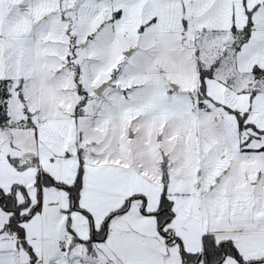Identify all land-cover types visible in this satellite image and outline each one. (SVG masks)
Returning <instances> with one entry per match:
<instances>
[{
    "label": "snow or ice",
    "instance_id": "6c2138e0",
    "mask_svg": "<svg viewBox=\"0 0 264 264\" xmlns=\"http://www.w3.org/2000/svg\"><path fill=\"white\" fill-rule=\"evenodd\" d=\"M0 264H264V0H0Z\"/></svg>",
    "mask_w": 264,
    "mask_h": 264
}]
</instances>
